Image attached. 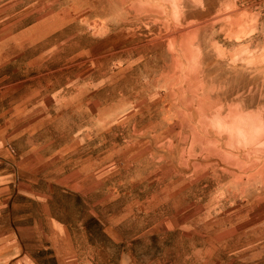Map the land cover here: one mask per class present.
Listing matches in <instances>:
<instances>
[{
  "label": "rangeland",
  "instance_id": "1",
  "mask_svg": "<svg viewBox=\"0 0 264 264\" xmlns=\"http://www.w3.org/2000/svg\"><path fill=\"white\" fill-rule=\"evenodd\" d=\"M0 118V264L53 217L91 264H264V0H0ZM40 149L80 187H25Z\"/></svg>",
  "mask_w": 264,
  "mask_h": 264
},
{
  "label": "crops",
  "instance_id": "2",
  "mask_svg": "<svg viewBox=\"0 0 264 264\" xmlns=\"http://www.w3.org/2000/svg\"><path fill=\"white\" fill-rule=\"evenodd\" d=\"M209 12L208 16L214 14L212 11ZM209 24L211 23H204V27ZM30 156H32L33 161L30 163V166H27L28 168L25 171L33 174V179L25 182L23 184L25 187L61 190H72L80 187L82 173L79 165H74V163L64 164L63 160L60 163L61 165L48 166L45 169L44 164L56 162L59 157L58 154L45 155L44 150L40 149L33 151ZM15 166V187H21L22 184H20L21 180L19 179L21 169L18 168L17 164ZM33 199L43 200L44 203L48 204L51 202L54 203V198L51 196ZM50 226L46 232L41 233L43 238L40 242L43 243V247L40 248V252L47 254V257L53 261V264H91L90 260H88L89 258L86 259L84 257V250H82L77 234L70 224L53 217ZM11 264L45 263L42 258L31 256L27 251L22 249L21 255L16 257Z\"/></svg>",
  "mask_w": 264,
  "mask_h": 264
}]
</instances>
